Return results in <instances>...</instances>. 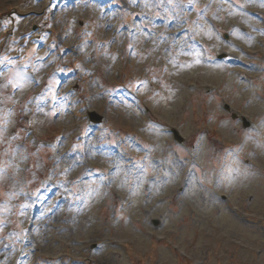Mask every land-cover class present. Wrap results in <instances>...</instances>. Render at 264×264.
I'll return each mask as SVG.
<instances>
[{"label": "rangeland", "instance_id": "1", "mask_svg": "<svg viewBox=\"0 0 264 264\" xmlns=\"http://www.w3.org/2000/svg\"><path fill=\"white\" fill-rule=\"evenodd\" d=\"M72 1L0 0V235L57 264H264V0Z\"/></svg>", "mask_w": 264, "mask_h": 264}, {"label": "water", "instance_id": "2", "mask_svg": "<svg viewBox=\"0 0 264 264\" xmlns=\"http://www.w3.org/2000/svg\"><path fill=\"white\" fill-rule=\"evenodd\" d=\"M91 119L96 120V121H101V117L97 115L96 113L91 114Z\"/></svg>", "mask_w": 264, "mask_h": 264}]
</instances>
